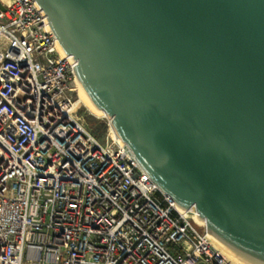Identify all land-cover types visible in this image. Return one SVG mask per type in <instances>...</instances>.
<instances>
[{"label":"water","instance_id":"obj_1","mask_svg":"<svg viewBox=\"0 0 264 264\" xmlns=\"http://www.w3.org/2000/svg\"><path fill=\"white\" fill-rule=\"evenodd\" d=\"M89 102L210 245L264 264V0H34Z\"/></svg>","mask_w":264,"mask_h":264},{"label":"built area","instance_id":"obj_2","mask_svg":"<svg viewBox=\"0 0 264 264\" xmlns=\"http://www.w3.org/2000/svg\"><path fill=\"white\" fill-rule=\"evenodd\" d=\"M58 47L34 0H0V264H233L83 125Z\"/></svg>","mask_w":264,"mask_h":264},{"label":"rangeland","instance_id":"obj_3","mask_svg":"<svg viewBox=\"0 0 264 264\" xmlns=\"http://www.w3.org/2000/svg\"><path fill=\"white\" fill-rule=\"evenodd\" d=\"M77 116L81 119L83 125L100 141H105L108 136L111 137L109 132V119L106 116L96 117L90 114L82 105L78 110Z\"/></svg>","mask_w":264,"mask_h":264},{"label":"bare ground","instance_id":"obj_4","mask_svg":"<svg viewBox=\"0 0 264 264\" xmlns=\"http://www.w3.org/2000/svg\"><path fill=\"white\" fill-rule=\"evenodd\" d=\"M58 49H59V51L61 52V54H64L60 47H58ZM75 83H76V87H77V99H78V101H77L75 107L78 106V104H80V105H82L84 108H86L87 111H88L90 114H92V115H94V116H96V117H104V116H105L104 113H103L101 110H99V109H97L96 107H94V106L89 102V100L87 99V97H86V95L84 94L83 90L81 89V86H80V84H79V82H78L77 79L75 80ZM109 132H110V135H111V137H112L113 139L122 142V141L116 136V134L113 132V130H111V128H110ZM122 143H123V142H122ZM223 255H224V254H223ZM224 256H225V255H224ZM225 257H226L228 260H230L233 264H239V263L236 262L235 260H233V259H231V258H229V257H227V256H225Z\"/></svg>","mask_w":264,"mask_h":264},{"label":"trees","instance_id":"obj_5","mask_svg":"<svg viewBox=\"0 0 264 264\" xmlns=\"http://www.w3.org/2000/svg\"><path fill=\"white\" fill-rule=\"evenodd\" d=\"M103 128H104V126H103Z\"/></svg>","mask_w":264,"mask_h":264}]
</instances>
